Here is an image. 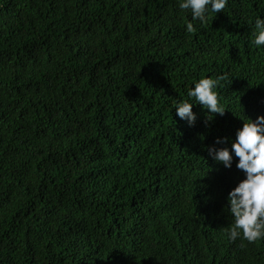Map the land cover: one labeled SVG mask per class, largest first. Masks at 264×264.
Returning <instances> with one entry per match:
<instances>
[{
	"label": "trees",
	"instance_id": "trees-1",
	"mask_svg": "<svg viewBox=\"0 0 264 264\" xmlns=\"http://www.w3.org/2000/svg\"><path fill=\"white\" fill-rule=\"evenodd\" d=\"M0 0V264H264L229 242L243 175L208 154L264 115V0ZM221 76L223 116L173 102Z\"/></svg>",
	"mask_w": 264,
	"mask_h": 264
},
{
	"label": "clouds",
	"instance_id": "clouds-1",
	"mask_svg": "<svg viewBox=\"0 0 264 264\" xmlns=\"http://www.w3.org/2000/svg\"><path fill=\"white\" fill-rule=\"evenodd\" d=\"M227 3L228 0H178V8L191 13V21L185 25V31L193 32V21L203 24L206 15L223 11ZM251 29V44L257 49L264 48V15L255 19ZM221 80V76L194 80L186 89L189 99L173 102L175 115L192 125L196 120L193 105H199L207 110L209 120L214 114L223 116L225 108L216 92L217 87H223ZM215 145L225 146L208 147L209 156L225 169H231L235 160V168L243 175V179L227 193L224 208L232 218L226 232L227 239L229 242L240 239L249 244L256 243L264 239V115H258L255 120H244L235 131L234 138L217 137Z\"/></svg>",
	"mask_w": 264,
	"mask_h": 264
}]
</instances>
